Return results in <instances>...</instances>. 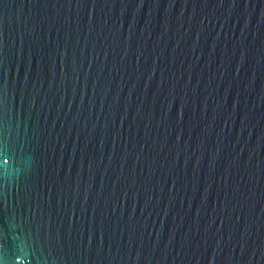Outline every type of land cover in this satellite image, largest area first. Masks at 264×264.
<instances>
[{
  "label": "water",
  "instance_id": "water-1",
  "mask_svg": "<svg viewBox=\"0 0 264 264\" xmlns=\"http://www.w3.org/2000/svg\"><path fill=\"white\" fill-rule=\"evenodd\" d=\"M0 264H264V0H0Z\"/></svg>",
  "mask_w": 264,
  "mask_h": 264
}]
</instances>
